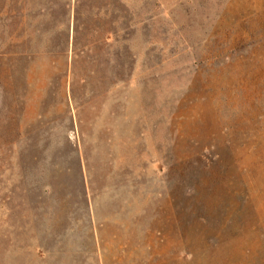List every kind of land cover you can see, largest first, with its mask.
<instances>
[{"label":"rangeland","instance_id":"rangeland-1","mask_svg":"<svg viewBox=\"0 0 264 264\" xmlns=\"http://www.w3.org/2000/svg\"><path fill=\"white\" fill-rule=\"evenodd\" d=\"M80 1L0 0V264H264V0Z\"/></svg>","mask_w":264,"mask_h":264},{"label":"trees","instance_id":"trees-1","mask_svg":"<svg viewBox=\"0 0 264 264\" xmlns=\"http://www.w3.org/2000/svg\"><path fill=\"white\" fill-rule=\"evenodd\" d=\"M80 4H81L80 0H74L73 19L75 23L79 22L80 18H82V11L80 8L81 7ZM78 45L79 43L77 41V31L74 30L72 37V56L75 58V61L73 60V69H74V64H76V59L77 62L80 64V57L84 54L83 49L79 48L83 46H78Z\"/></svg>","mask_w":264,"mask_h":264}]
</instances>
